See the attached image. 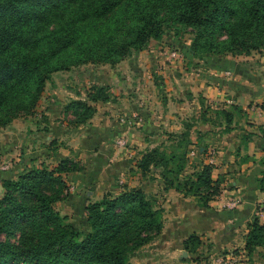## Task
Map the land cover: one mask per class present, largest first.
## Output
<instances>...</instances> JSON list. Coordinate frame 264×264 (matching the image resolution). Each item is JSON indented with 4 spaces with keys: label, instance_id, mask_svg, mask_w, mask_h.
Masks as SVG:
<instances>
[{
    "label": "trees",
    "instance_id": "16d2710c",
    "mask_svg": "<svg viewBox=\"0 0 264 264\" xmlns=\"http://www.w3.org/2000/svg\"><path fill=\"white\" fill-rule=\"evenodd\" d=\"M167 29L191 31L193 39L184 45L194 56L249 54L264 47V0H0V130L35 113L54 72L89 62L115 66ZM110 98L108 85L94 84L88 100L72 99L64 108L78 125L94 115L96 102ZM218 111L230 117V111ZM170 138L176 142L170 148L162 142L142 154L139 171L149 179L159 171L165 188L199 196L208 206L221 192V177L213 178L209 162L195 168V176L186 175L189 130ZM83 168L66 155L51 169L31 167L17 178L4 177L0 264H139L131 254L160 234L164 208L154 194L126 185L116 195L88 201L84 233L54 206L69 190L64 174ZM200 243L197 233L184 240L190 253ZM260 247L264 255V222L255 217L245 248L253 253Z\"/></svg>",
    "mask_w": 264,
    "mask_h": 264
},
{
    "label": "crops",
    "instance_id": "0c3cea01",
    "mask_svg": "<svg viewBox=\"0 0 264 264\" xmlns=\"http://www.w3.org/2000/svg\"><path fill=\"white\" fill-rule=\"evenodd\" d=\"M151 52L146 48L123 59L126 64L120 67L111 65L104 80L96 76L97 82L109 86L111 98L95 103L96 111L87 123H72L73 114L64 108L67 101L59 104L55 99L44 106L41 114L45 119L39 121H44L43 125L32 124L31 116L14 118L0 130V178L11 173L16 162H11V156L16 152L23 153L19 163L25 162L26 156L33 161L41 158L46 164H56L62 154L82 158L85 168L64 176L70 190H86L95 200L104 192L116 195L128 185L160 196L164 226L156 238L161 247L170 244L171 251L178 250L179 260L188 263L198 255L184 244L191 233L200 235L202 243L204 238L209 240L208 253L239 248L251 256L245 248L248 224L255 217L264 222V209L258 210L264 204V75L257 79V73L244 66L246 62L231 54L209 60L181 52L192 65L188 69L174 67L181 62L178 57H169L171 63L157 58L160 63L153 64L156 59ZM150 60L151 65H146ZM220 109L230 111V117L219 113ZM54 112L63 116L49 115ZM186 130L192 141L186 170L192 162L197 168L209 162L213 178L222 179L220 194L210 199L208 206L202 205L199 196L165 188L162 178L157 177L159 172L146 179L139 171L141 179H132V173L139 169L137 161L147 149L172 142L171 133ZM197 147L201 151L191 156L190 150ZM206 148L209 151L204 152ZM71 194L63 201L70 200ZM185 250L187 256L183 255ZM243 260L239 257L236 264H245Z\"/></svg>",
    "mask_w": 264,
    "mask_h": 264
},
{
    "label": "rangeland",
    "instance_id": "374dc122",
    "mask_svg": "<svg viewBox=\"0 0 264 264\" xmlns=\"http://www.w3.org/2000/svg\"><path fill=\"white\" fill-rule=\"evenodd\" d=\"M175 34H176V32L174 30L167 29L160 39L153 38L150 41L147 48L152 49L153 52H151V53H153L152 55L156 59V60H152V63L153 64L156 62L160 63L157 60V58H163L162 61H164V63L165 62L171 63L169 57H171V58L178 57L177 59H180L181 62L179 64V66L174 65V67H176V68H178V67L179 68H182V67L186 68L187 67L188 69H191L192 65H190V63H188L189 60L187 58H185L186 56L184 54H183L184 55L183 56L181 52L184 53L187 51V45H184V44H190L192 39H193L194 34L189 30L188 31H180L176 35ZM175 36L178 37L179 39L176 40ZM177 52H179L180 55H177ZM166 54H168L169 56ZM207 55H210V54L207 53ZM231 55L234 56L235 58L236 57L241 58V61L246 62V64L244 66L250 67L252 72L257 73L255 75V76H257V79H261V76L264 75V70H263L264 69V47L261 48L260 50H253L249 54H239L238 56L233 55V54H231ZM160 56H162V57H160ZM211 56L213 58L215 57V59H216V57H218V55H212V54H211ZM195 58L200 59L202 57L195 56ZM122 64H126L124 60L117 63V65H119V67ZM146 65H151V60L148 61L146 63ZM233 65L236 66V62H234ZM110 66L111 65L108 63H92V62H89V63H81L78 65H73L68 70H59V71L54 72L52 74L51 79L47 80V82H46L45 90H44V92H43V94L39 100L37 107L35 108L36 109L35 113H32L29 116H23L22 118H29L31 116L29 119L32 120V124L43 125L44 121L43 122H39V121L43 120V118H44L41 113H42V111H44V106H46V104H48L47 101L54 102V99H55V102H59V104H63L62 102L67 101V103H69L72 99H80V98L87 99V93H88V89L90 86H92L94 84L105 85L102 81L97 82L99 79H97L96 76L99 75V77L104 80L105 73L109 71V70L106 71V69L109 68ZM170 70H171V68H170ZM224 72H227L228 74H230L229 70H226ZM262 72H263V74H262ZM94 73H96L95 76H94ZM99 73H101V74H99ZM225 93H227V92H225ZM225 97H227V96H225ZM262 99H264V97H262L261 100ZM261 100H259V101H261ZM258 103H260V102H258ZM70 113L71 112H68L67 114H70ZM49 115L50 116L53 115L54 117H57L58 115H60L59 118H61L63 116V113L62 112L61 113L60 112L59 113L54 112L53 114H49ZM38 126H35V127H38ZM7 130H6V133H8ZM22 131H25V128H23ZM9 133H12V132H9ZM5 136H7V135H4V137ZM5 139H7V137ZM173 143H176V142H173V141L168 142V143H166L165 146L167 148H170L169 146L171 144L173 145ZM10 151H12V149H10L8 152H10ZM198 151H201L199 149V147L192 148L190 150V155L194 156L195 153H197ZM206 151H209V149L208 148L204 149V152H206ZM18 152H19V150H18ZM16 153L13 154L15 156H11L12 157L11 162L13 159H15L16 162L14 163V161H13L12 166L13 165L14 166L13 167L11 166L12 167L11 173L6 174L7 177L17 178L20 173H22L23 171H27L31 167L46 166L49 169H51V168L55 167V165H57V163L60 161V159L62 157L66 156V155L62 154L63 156H61L60 159L57 160L56 164H54V162H49L46 164L45 162H42L43 160L41 158L37 159L36 161H33V160H30L28 156L25 157V162L19 163L20 158L22 157L23 153H21V154H16ZM7 157L8 156L5 155L4 159H6ZM75 159L80 161L81 164L85 168V161L82 158H75ZM1 163H2V161H1ZM26 163H27L28 167L25 166ZM194 165H196L194 162H192L189 165V167L187 168V170L185 172L186 175H194L195 176V173H196L195 168H197L198 166L197 165L194 166ZM138 172H139V169L136 170L135 173H132V176H133L132 179L134 181L141 179L140 177H137V176L141 175V172H139L140 175H138ZM156 172H159V171H156ZM65 175H67V173H65L64 176ZM157 177L161 178L160 173ZM3 179H4V177L0 178V183L2 184L1 193L5 190L4 186H3ZM146 179H149V178L146 177ZM119 183L121 185L123 184L122 182H119ZM78 190H80V189H71L70 190V188H69L67 196H69L70 191H72V193H74V194H71V199L69 198L70 200H67V202L63 201V199L58 200L54 203V206L56 207V210L60 211L61 214H68L69 220L73 223V225L77 229H79L80 231L86 233L88 230L87 221H86L87 211L85 210L84 207L91 198L88 197L89 195L86 192V190H85V192L79 191V193H78ZM104 193H106V192H104ZM99 194H100V196H102V192ZM218 194H220V193H218ZM217 195H215V196H217ZM100 198H98V199H100ZM161 199L162 198L160 196H158L157 200L160 201ZM260 203H263V201H260ZM263 209H264V204L263 205L261 204L259 206L258 210L261 211ZM0 237L6 238L5 231H0ZM156 237H155V239L147 242L146 244L142 245L141 247H139L135 251H133L131 254V257H130L131 260L134 262H137L139 264H236V261L239 259V257H242V258H244L243 261H245V264H264V255L261 252H258L259 248H257L251 254V256H249L246 252H241V250H239V248H234L232 250L231 249L230 250H219V251H215L212 253H208V251L210 250V246H211L210 244L211 243L209 242V240H207V238H204L205 242L202 243L203 239L201 238V236H200L201 243H200L199 247H201L202 244L203 245L205 244L204 247L203 248L201 247L202 249L197 250L196 253H198V255L196 257L192 256V258H193L192 261L185 263L182 260H179V258H178L179 251L178 250L174 251V252L171 251L170 250L171 249L170 244H168L167 247L166 246L161 247V241L158 240V238H156ZM14 238H16V237H13V239ZM162 243L166 244V243H168V241L167 242L162 241ZM172 255H175V256H172ZM168 260H171V261L169 262ZM20 264H25V263H20Z\"/></svg>",
    "mask_w": 264,
    "mask_h": 264
},
{
    "label": "water",
    "instance_id": "95a60500",
    "mask_svg": "<svg viewBox=\"0 0 264 264\" xmlns=\"http://www.w3.org/2000/svg\"><path fill=\"white\" fill-rule=\"evenodd\" d=\"M2 184L0 183V193H1ZM187 254V250L184 251L183 255Z\"/></svg>",
    "mask_w": 264,
    "mask_h": 264
}]
</instances>
